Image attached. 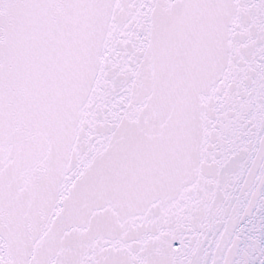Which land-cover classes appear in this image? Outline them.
Listing matches in <instances>:
<instances>
[{
    "label": "snow or ice",
    "instance_id": "6c2138e0",
    "mask_svg": "<svg viewBox=\"0 0 264 264\" xmlns=\"http://www.w3.org/2000/svg\"><path fill=\"white\" fill-rule=\"evenodd\" d=\"M0 264H264V0H0Z\"/></svg>",
    "mask_w": 264,
    "mask_h": 264
}]
</instances>
